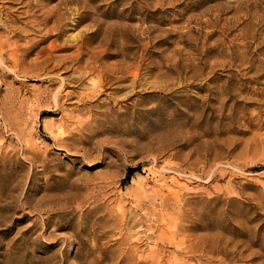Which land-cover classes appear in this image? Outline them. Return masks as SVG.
Returning a JSON list of instances; mask_svg holds the SVG:
<instances>
[{
    "label": "rangeland",
    "instance_id": "rangeland-1",
    "mask_svg": "<svg viewBox=\"0 0 264 264\" xmlns=\"http://www.w3.org/2000/svg\"><path fill=\"white\" fill-rule=\"evenodd\" d=\"M2 41L0 264H264V0H0Z\"/></svg>",
    "mask_w": 264,
    "mask_h": 264
},
{
    "label": "bare ground",
    "instance_id": "bare-ground-1",
    "mask_svg": "<svg viewBox=\"0 0 264 264\" xmlns=\"http://www.w3.org/2000/svg\"><path fill=\"white\" fill-rule=\"evenodd\" d=\"M29 5V4H28ZM95 10H96V12H97V10H98V7L96 6L95 7ZM95 13V12H94ZM100 14H104V11H100ZM62 17H63V13H61V12H59V10L58 9H52V10H50L49 12H47V15H45V16H43V17H41L40 18V20H39V24H41V23H47L48 21H50L51 20V22H52V24L49 26V27H46L45 28V30L41 33V35H40V38L39 39H43L44 37H45V35H46V33L47 32H50V31H53L54 33H53V35L55 36V38L53 39V40H51L50 42H49V44H48V48L50 49V51H52V50H56V49H64V48H66V46H65V44L66 45H68L67 44V40L68 39H66L65 37H64V34H65V30H66V28H68V27H63L62 26V24L60 23L61 22V20H62ZM64 18V17H63ZM37 23H38V21H36ZM74 23V22H73ZM65 26V25H64ZM116 29V28H115ZM33 30H35V31H38V32H41L42 31V29L39 31V30H37V29H32V31ZM98 30H99V28L98 27H95L93 30H91V31H93V32H95V34L94 35H92L91 36V38H94V37H97L99 34L101 35V39L102 40H104V42L106 43V44H111V41H112V37H113V35H114V28H112V27H110L109 25H108V27H106L104 30H102L103 32H104V34H103V32L100 30L99 31V33H98ZM117 31V33H118V30H115V32ZM112 34V35H109V34ZM116 33V34H117ZM13 35H16V32H13ZM109 36V37H108ZM90 38V37H89ZM61 40V41H59L60 43H56V40ZM111 40V41H110ZM73 41V40H72ZM70 44V43H69ZM4 45H6L7 46V48H6V51L8 50V49H11V51L9 52V55H10V53H14V51H17L16 49H18L19 47L17 46V48H15V47H11L10 45H11V43H9V42H6V43H4L3 41L2 42H0V48L1 47H3ZM121 48H123V46L121 47ZM27 49V48H26ZM79 49V48H78ZM77 49V50H78ZM1 52V51H0ZM25 52V51H24ZM75 52V51H74ZM71 54H73L72 55V58L74 59V60H76V61H79L80 59H81V52L80 51H78L76 54H74L73 52L71 53ZM16 54L14 53L13 55H10L9 57H7V59H8V61L10 62V64H12V65H17L18 64V59L16 58V56H15ZM49 56H51L52 57V55H49ZM71 56V55H70ZM59 57V56H58ZM6 59V58H5ZM62 62H66V60H65V58H60L59 60H58V64L61 66V64L60 63H62ZM0 63L1 64H5V62H4V60L2 59V54H0ZM10 70L12 71V72H14L15 73V70L14 69H11L10 68ZM6 74V73H5ZM57 96V95H56ZM55 95H54V99H55V101L57 102V100H56V97ZM58 104V103H57Z\"/></svg>",
    "mask_w": 264,
    "mask_h": 264
},
{
    "label": "trees",
    "instance_id": "trees-1",
    "mask_svg": "<svg viewBox=\"0 0 264 264\" xmlns=\"http://www.w3.org/2000/svg\"><path fill=\"white\" fill-rule=\"evenodd\" d=\"M128 171L130 172V171H131V168H129ZM129 172H128V173H129ZM127 176H129V174H128Z\"/></svg>",
    "mask_w": 264,
    "mask_h": 264
}]
</instances>
